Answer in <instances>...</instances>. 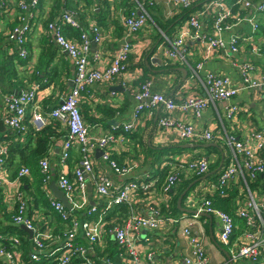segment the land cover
<instances>
[{"label": "built area", "instance_id": "1", "mask_svg": "<svg viewBox=\"0 0 264 264\" xmlns=\"http://www.w3.org/2000/svg\"><path fill=\"white\" fill-rule=\"evenodd\" d=\"M194 1L165 0L167 4L182 9L190 8ZM41 2L42 0H18L15 10L17 21L14 28L6 32L4 30V33L0 32V37L4 34L12 39L14 49L21 59H26L28 56L26 44ZM214 3L223 8L222 12L212 18V28L217 36L201 31L198 16L193 15L187 19L189 28L193 30V37L206 46L204 59L225 47H228L232 53L239 54L244 51L245 43H248L251 52L264 56V0H235L230 8L229 6L225 8L222 0H215ZM147 4L152 5L153 0H148ZM14 6L15 2L11 0H0V15L13 13ZM247 10H252V15L246 19L249 26L247 35L244 34L241 39L237 34L231 35L228 40L221 38L219 34L230 29L232 22L241 21L242 14ZM76 14L75 10L64 9L57 20L46 24L47 34L73 62L72 85L61 102L49 111H42L36 101L39 85L32 81L17 91L0 92L2 103L0 120L8 130L17 134L15 141L18 142L24 139L29 128L32 133H37L49 123L59 124V127L66 131V135L60 151L59 159L64 170L58 175V187L71 202H75L77 198L86 202L85 190L90 183L99 200L107 199L106 204L100 205L103 209L98 205L88 206L82 215L94 216V218L83 219L72 209H68L62 201L49 194L48 207L51 217L42 214L28 216V201L23 193L22 184L23 178H31L30 168L21 165L16 175L11 177L8 170L9 146L0 138V188L8 186V190L3 194V200L13 211L12 222L31 230L33 260L38 259L37 254L54 250L53 253L58 254L54 264H163L157 257L159 245L153 246V241L158 239L148 235L147 232L152 233L167 223L177 224L186 215H181L179 218L165 216L158 203L151 204L147 214H141L135 211L133 204L141 196L159 194L165 212H168L171 204L170 191L183 179L206 175L209 172V162L204 157L166 160L163 167H166L167 171L161 182L152 177L148 180H128L116 186L108 175L97 174L93 163V155L97 150L102 151V160L115 174H127L131 164L118 165L111 156L114 145L123 141L122 136L112 133H106L99 138L90 136L80 111L82 92L97 83L119 81V77L128 69L133 45L125 41L109 62L101 59L99 53L91 55V42L101 44L105 35L95 21L88 24L87 30L82 28L75 19ZM121 21L129 34L148 31L154 26L145 8V2H138L136 8L123 16ZM65 25L78 29L79 38L67 37L63 32ZM166 44L162 51L166 59L172 62H186L188 53L186 37L178 34L174 39L166 38ZM202 65L203 61L198 62L193 71L199 79L200 92L188 93L179 102L154 92L150 79L133 84L130 80L126 82L124 78L121 79L120 83L128 88L136 102L132 121L124 123L122 129L125 132L135 131L147 117L155 115L158 129L163 133L173 131L172 134L180 141L207 142L214 138L222 139L231 148L232 157L229 163L221 168L216 179L209 184L202 196L188 194L187 201L193 209L191 216L195 220L202 213H206L218 219L220 224L218 242L226 248L229 257L222 264H264L262 254L264 190L249 186V182L254 181L258 175L264 176V130L249 131L240 139L227 132L214 134L208 128L198 131L192 125L172 116L175 109L184 112L191 108L195 116L200 117L210 104L221 100L229 101L241 90L248 88L255 89L261 95L264 107V74H257L256 66L252 62H242L239 65L241 82L236 84L231 77L218 72H205L202 77L199 76ZM161 107L164 108V112L157 115L155 112ZM28 110L29 115H27ZM238 111L239 107L234 104L225 106V114L228 118L235 116ZM73 148L78 149L80 158L69 173L65 167ZM48 166V156L45 155L39 160L40 171L44 176L42 188L50 178ZM235 176L241 180L239 194L243 197L239 198L232 216L214 206L208 194L224 193ZM12 200L17 204L15 210L12 208ZM118 205L126 206L125 215L121 218H110L108 221L105 217L106 212ZM237 219L244 222V227L241 234L234 238L238 230ZM190 226L183 229L189 251L183 256L182 264H211L209 254L202 246L201 238L191 234ZM143 230L147 231L146 234ZM110 241L115 243L114 248L110 247ZM20 244L21 239L17 235L0 233V259H4L7 264H26ZM172 264H178V261Z\"/></svg>", "mask_w": 264, "mask_h": 264}, {"label": "crops", "instance_id": "2", "mask_svg": "<svg viewBox=\"0 0 264 264\" xmlns=\"http://www.w3.org/2000/svg\"><path fill=\"white\" fill-rule=\"evenodd\" d=\"M11 1L15 2L13 13L0 15V32L3 33L4 30L6 32L14 28L17 21L15 10L18 0ZM146 1L148 0H141L140 3ZM214 1L195 0L189 8L188 16L180 19L184 15V9L173 7L167 4L165 0H153L152 14L156 23L158 21L166 23L168 19L174 20V23H171L165 31L160 29V35H157L156 30L153 28L156 24L150 27L148 31L130 34L126 32L121 21L127 11V4H124V0H42L37 12V18L34 19L33 29L27 40L28 56L26 59H21L15 54L12 39L4 34H1L0 37V92H8L7 90L17 91L25 87L27 83L35 81L39 85L36 101L42 111H49L59 104L72 85L73 62L53 42L51 36L47 34L46 28L47 22L57 20L64 9L77 11L75 19L82 28L87 30L88 24L91 21H95L102 29L105 38L101 44L91 42V55L99 53L101 59L109 62L115 51L125 41L133 45L128 69L119 77V81L97 83L87 88V90L82 92L80 111L85 124L88 126L90 136L99 138L106 133H112L123 137L122 142L116 146L114 145L111 156L118 165L131 164L127 174H115L109 165L102 160L101 153L98 150L93 155V163L97 174L108 175L116 186L128 180H148L152 177H155L159 182L163 181L162 171L167 170L166 167H163L166 160L176 161L179 159L188 160L193 157H204L209 162L210 173L186 179L189 180V184L185 188L184 186L180 188L185 183L182 180L170 191V201L172 203L175 197H179L184 190L189 188L181 200L179 206L181 208L178 212L173 211L172 207H170L168 212H165L163 209L165 206L159 194L141 196L133 204L135 211L141 214H147L148 207L153 203H158L161 212L165 216L179 218L181 215H186L177 224L167 223L152 233L143 231L144 234L147 232L148 235L162 240L161 246L157 247L158 240L153 241V246L158 248L157 257L163 264H168V262L172 264L174 261L182 264L183 256L189 251L187 237L183 233V229L189 225H191V234L201 238L202 246L209 254L211 264H222L229 258L226 248L218 244L220 228L218 219L214 216L208 217L201 214L199 218L194 220L191 216L193 209L190 208L191 204L187 200L189 193L197 197L202 196L209 184L216 179L221 168L229 163L233 152L219 138H214V140L207 142L180 141L172 134L173 131L163 133L158 129L155 115L150 118L147 117L135 131L125 132L120 129L124 123L132 121L133 109L136 104L128 88L124 87L120 82L123 78L126 82L130 80L131 84L150 79L154 92L164 94L179 102L188 93L200 92L199 79L193 74V71L196 69V64L201 61H203L202 68L199 71V76L201 77L205 72H218L228 75L234 83L239 84L241 82L239 65L245 61L252 62L256 66L257 74L263 75L264 56L251 52L250 46L245 42H243L245 43V49L239 54L232 53L228 47H225L213 53L211 57L204 59L206 46L199 39L193 37V30L189 28L187 19L193 15L198 16L201 23V31L217 36L218 34L212 28V18L222 12L223 8L215 4ZM222 1L225 4V8L228 6L230 8L235 0ZM232 12H235L234 7ZM249 15H252V10H247L246 13H243L241 21L232 22L230 29L222 31L219 36L224 40H228L233 34L239 35L240 39L244 34L247 35L249 26L246 19ZM230 20L231 18H229ZM74 30L63 28V32L67 37L78 39L79 36L75 34ZM178 34L186 37L188 53L185 63L172 62L166 59L162 53L167 45L166 38L174 39ZM134 77H137V79ZM231 104L239 107V111L230 118L225 114L226 103L224 100L210 104L200 117H196L191 108L184 112L175 109L172 112V116L192 125L198 131L208 128L214 134L227 132L234 134L240 139L244 138L249 131L264 130L262 97L255 89L241 90L229 100L228 105ZM1 108L2 103L0 102V112ZM163 112L164 108L161 107L155 113L161 115ZM29 113L30 111L28 110L27 115ZM7 132L8 129L2 123L0 134H3L5 138L1 139L8 141L10 144L15 141V137L10 140L7 139ZM56 134V136L51 138L49 149L46 153L49 161L50 178L44 184L43 189L47 201L49 194L57 198L53 189L55 187L59 188L57 178L64 170L59 158L66 131L63 130L59 133L58 130ZM36 138V133H32L31 128H29V132L24 139L21 142H16L20 144V150L28 152L35 146ZM79 158L78 149L73 148L70 151L65 170L70 173ZM21 164L18 155L14 154V157L8 158V170L11 177L15 176ZM38 165L34 167V170L39 168ZM213 166L216 167L212 168ZM146 176H149V178H145ZM241 184V180L235 176L228 186L226 196H222L228 197L229 191L235 189L236 194L234 197L229 198V203H222L223 207L229 206L228 208L232 212L237 207L239 198L243 197L242 194H239ZM7 190L8 186L0 188V233L3 234H6L4 233L5 229L15 226L11 220L13 211L9 209L3 200V194ZM22 190L28 201V216L42 214L47 215L46 217H51L47 203L43 205L41 204L42 201L38 200L36 206L31 201L32 189L27 192L25 183L22 184ZM215 193L213 195L208 194L212 201H215V197H213ZM66 198L70 205L68 209H72L77 214H84L90 205H98L100 209H103L100 205L106 204L107 201L105 198L100 200L97 198L90 183L87 184L85 190L84 200L86 202H83L81 198H77L75 202H71L67 196ZM16 207V201L12 200L13 210ZM217 208L224 210L221 207ZM236 224L238 225V230L235 232L234 238L241 234L244 227L242 220L237 219ZM20 228L24 230L22 227ZM25 232L28 234L27 231ZM262 254L264 255V247ZM0 264L7 263L4 259H0Z\"/></svg>", "mask_w": 264, "mask_h": 264}, {"label": "trees", "instance_id": "3", "mask_svg": "<svg viewBox=\"0 0 264 264\" xmlns=\"http://www.w3.org/2000/svg\"><path fill=\"white\" fill-rule=\"evenodd\" d=\"M138 1L140 2L141 0H124V4H127V11L125 15H128L132 10H134L136 8V4L138 3ZM256 1V0H255ZM153 4L149 5L147 4V1L145 2V8L147 9V11L149 12L154 24H156V26H154V30H156L157 35H160L159 30L161 29L162 31H165V29L171 25V23H174V20L172 19H168L166 23H161L160 21H158L156 23L154 16L152 14V9H153ZM184 10V15L182 16L183 19L185 17L188 16V13L190 11L189 8H183ZM179 21V19H178ZM65 28H70V29H75L74 32L77 36L80 35V32L78 29L69 26V25H65ZM15 51V49H14ZM15 54H17V52L15 51ZM18 56V55H17ZM19 57V56H18ZM20 58V57H19ZM36 77V75H34ZM8 92H11L12 90H7ZM120 129H122V127H120ZM59 130V133H61V131H63V129H61L59 127V124H52L49 123L47 124L41 131L37 132V138L35 141V146L29 150L28 152L24 151V150H20V144L16 141H13L9 144L8 141H6V143L9 146V158L11 159V157H14L15 155H18L21 161V165H24L28 168H33V174H32V170L30 168L31 171V178H23V184L25 183L26 188H27V192L29 191V189H32L31 191V201H33V203L37 206V202L38 200L42 201L41 204L43 205H48V201H47V197H45V192L42 188V183H43V179L44 176L42 174V172L40 171V167L37 168L36 170H34V167L37 166V164H39V160L46 155L48 149H49V142L51 140V138L53 136H56V131ZM65 131V130H64ZM3 136V134H0ZM17 134L15 132H11L10 130H8V132L6 133V138L7 139H12L16 136ZM0 138H5L4 136ZM20 165V166H21ZM19 166V167H20ZM39 166V165H38ZM216 166H213L212 168H214ZM19 169V168H18ZM17 169V170H18ZM212 170V169H211ZM167 171V170H166ZM165 170L162 171V177L163 180L165 178L166 172ZM17 173V171H16ZM15 173V175H16ZM165 173V174H164ZM210 173V172H209ZM215 176V175H213ZM183 179V181L185 182L183 185L180 186L184 188L188 186L189 184V180ZM249 186L251 187H259L261 190H264V176L262 175H258V177L252 181L249 182ZM238 189V186H237ZM228 189L224 192V193H215L213 197H215V201L213 200V205L217 206V207H221L224 209V211L228 212L230 215L233 216V212L232 210H230V208L228 207H223L222 203H229V198H232V196L234 197V195L236 194L235 189L232 191H229V196L228 197H222V196H226ZM181 194V193H180ZM177 198L175 197V199L172 201V203L170 204V207H172L173 211L178 212L180 207L178 206L177 203ZM221 203V204H220ZM220 204V205H219ZM164 209V208H163ZM127 211V208L125 205H118V206H113L112 208L108 209V211L106 212V219L109 221L110 218H121L125 215ZM165 211V209H164ZM77 214V213H76ZM80 218L83 219H92L93 217H88L86 215H82L77 214ZM96 216V215H95ZM57 219H59L58 217H56ZM57 226H59L56 223ZM6 231H4V233H10V234H15L17 235L20 239H21V244H20V249L22 251V255H23V259L26 262V264H54L56 257L58 256L57 253H53V251L51 252H43L42 254H37L38 259L37 260H33L31 257V254L33 252L32 246H33V239L30 238L29 234H27L24 230H22L19 226L15 225L12 226L10 229H5ZM3 234V233H1ZM219 246H223L222 244H220L218 242ZM110 247L114 248L115 247V243L113 241H110Z\"/></svg>", "mask_w": 264, "mask_h": 264}, {"label": "water", "instance_id": "4", "mask_svg": "<svg viewBox=\"0 0 264 264\" xmlns=\"http://www.w3.org/2000/svg\"><path fill=\"white\" fill-rule=\"evenodd\" d=\"M182 71H183V73H185L184 70H182ZM224 102L226 103V105L229 104V101H224ZM1 125H2V122L0 121V127H1ZM204 145H210V144H204ZM98 152H99V153H102L101 150H98ZM188 189H189V188H188ZM188 189L184 190V192L178 197V199H177L178 206H180V204H181V200H182L183 196L186 194V192L188 191ZM53 190H54V194L56 195V197H57L60 201H62V202L64 203V205H65L67 208H70V205H69V203H68V201H67V198H66V196H65V193H64L61 189H59V188H57V187H55ZM180 208H181V207H180ZM190 211H191V210H190ZM202 214L205 215V216L211 217V215H209V214H206V213H202ZM22 228H23L25 231L28 232L29 236H31V230L27 229L25 226H22ZM143 231H145V230H143Z\"/></svg>", "mask_w": 264, "mask_h": 264}, {"label": "rangeland", "instance_id": "5", "mask_svg": "<svg viewBox=\"0 0 264 264\" xmlns=\"http://www.w3.org/2000/svg\"><path fill=\"white\" fill-rule=\"evenodd\" d=\"M157 245H159V246H161L162 245V240H158V242H157ZM216 250H218L217 248H216Z\"/></svg>", "mask_w": 264, "mask_h": 264}]
</instances>
